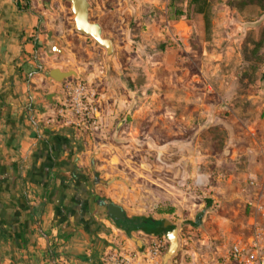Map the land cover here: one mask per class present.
<instances>
[{
	"label": "rangeland",
	"instance_id": "1",
	"mask_svg": "<svg viewBox=\"0 0 264 264\" xmlns=\"http://www.w3.org/2000/svg\"><path fill=\"white\" fill-rule=\"evenodd\" d=\"M89 3L112 53L78 32L70 2L58 0L51 37L63 50L52 63L74 69L100 93L104 140L125 159L120 201L141 205L136 212L161 206L173 213L165 219L178 227L180 247L171 264H221L264 217V8L208 0L206 30L189 0ZM174 10L183 12L176 20ZM253 177L258 184L249 186Z\"/></svg>",
	"mask_w": 264,
	"mask_h": 264
},
{
	"label": "crops",
	"instance_id": "2",
	"mask_svg": "<svg viewBox=\"0 0 264 264\" xmlns=\"http://www.w3.org/2000/svg\"><path fill=\"white\" fill-rule=\"evenodd\" d=\"M56 3L0 0V264H105L114 241L130 239L107 215L102 199L119 204L127 217L173 214L161 206L152 214L136 212L141 205L120 201L125 159L104 140V126L90 138L43 123L60 90L50 88L56 83H48L45 72L56 65L65 69L52 63L60 53H46ZM260 148L264 164V141ZM222 152L236 154L227 147ZM111 177L113 185L99 181ZM133 232L141 240L154 236Z\"/></svg>",
	"mask_w": 264,
	"mask_h": 264
},
{
	"label": "built area",
	"instance_id": "3",
	"mask_svg": "<svg viewBox=\"0 0 264 264\" xmlns=\"http://www.w3.org/2000/svg\"><path fill=\"white\" fill-rule=\"evenodd\" d=\"M54 102L43 114L44 124L66 126L86 137H94L103 130L102 100L92 81L83 78H67L59 84ZM255 177L248 180L256 186ZM249 207L261 212L262 207L248 200ZM252 232L245 238L234 241L224 252L221 264H264V217L252 224ZM138 248L131 240H116L103 257L105 264H162L165 235L143 240Z\"/></svg>",
	"mask_w": 264,
	"mask_h": 264
},
{
	"label": "water",
	"instance_id": "4",
	"mask_svg": "<svg viewBox=\"0 0 264 264\" xmlns=\"http://www.w3.org/2000/svg\"><path fill=\"white\" fill-rule=\"evenodd\" d=\"M70 2L71 11L73 13V19L75 28L78 32L91 37L99 46L105 49L106 55H110L113 51V42L111 39L106 38L102 34V27L99 23L91 21L89 18V0H67ZM49 48L46 51L47 56L51 57L58 54L63 48L60 46L59 42L53 37H49ZM58 45L59 52L53 49L54 45ZM46 80L48 83L61 84L67 78H80L78 73L72 68L61 69L60 65H56L45 72ZM49 95H54L50 93ZM114 177L108 180L100 179L101 183H110ZM102 204L106 206V213L108 216L113 217L116 220L125 218L123 208L112 201L101 200ZM166 240L168 242V247L163 253L161 261L162 264H171L173 256L177 253L180 247V238L178 234V227L176 226L171 231L165 234ZM128 238L134 243L138 248L143 246V240L134 236L133 234L128 235Z\"/></svg>",
	"mask_w": 264,
	"mask_h": 264
},
{
	"label": "trees",
	"instance_id": "5",
	"mask_svg": "<svg viewBox=\"0 0 264 264\" xmlns=\"http://www.w3.org/2000/svg\"><path fill=\"white\" fill-rule=\"evenodd\" d=\"M249 3H254L264 8V0H248ZM189 4L193 6V10L197 14H201L204 20L206 30H209L210 20H209V3L208 0H189ZM183 12L181 10H174L171 19L176 20L181 16ZM264 79V74H263ZM210 203L209 199H206V204ZM112 222L119 229L123 230L127 235H130L133 231H142L149 235L161 236L165 235L167 232L171 231L176 227L171 221L160 218L155 219L152 216L136 215L123 219L116 220L111 217ZM189 224L197 225L195 221H189Z\"/></svg>",
	"mask_w": 264,
	"mask_h": 264
},
{
	"label": "bare ground",
	"instance_id": "6",
	"mask_svg": "<svg viewBox=\"0 0 264 264\" xmlns=\"http://www.w3.org/2000/svg\"><path fill=\"white\" fill-rule=\"evenodd\" d=\"M53 49H54L55 51H59V50H60L57 44L54 45Z\"/></svg>",
	"mask_w": 264,
	"mask_h": 264
}]
</instances>
